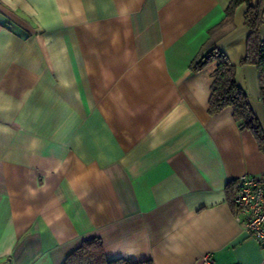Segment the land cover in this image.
<instances>
[{
    "label": "crops",
    "instance_id": "0c3cea01",
    "mask_svg": "<svg viewBox=\"0 0 264 264\" xmlns=\"http://www.w3.org/2000/svg\"><path fill=\"white\" fill-rule=\"evenodd\" d=\"M229 1L0 0V264H62L93 237L108 259L264 264L230 202L264 150L208 112L215 63L192 68L222 52L264 129Z\"/></svg>",
    "mask_w": 264,
    "mask_h": 264
},
{
    "label": "trees",
    "instance_id": "16d2710c",
    "mask_svg": "<svg viewBox=\"0 0 264 264\" xmlns=\"http://www.w3.org/2000/svg\"><path fill=\"white\" fill-rule=\"evenodd\" d=\"M246 4L244 24L249 29L245 55L240 60V65L251 64L256 66L259 75V89L262 103H264V40L260 37L261 27L264 26V0H257L252 5L251 0H230L225 13L232 14L240 4ZM215 63L211 74L210 96L208 99V112L215 114L224 108L232 109L233 119L240 128L249 130L256 139L259 147L264 150V129L250 108L248 95L235 79L236 65L220 51L211 49L193 61L195 71L202 70L210 63ZM234 186L229 183L227 187ZM232 202V199H230ZM62 264H154L151 259L133 261L127 258L108 259L104 252L101 238L93 237L82 241L64 259Z\"/></svg>",
    "mask_w": 264,
    "mask_h": 264
},
{
    "label": "built area",
    "instance_id": "2783aa9c",
    "mask_svg": "<svg viewBox=\"0 0 264 264\" xmlns=\"http://www.w3.org/2000/svg\"><path fill=\"white\" fill-rule=\"evenodd\" d=\"M232 204L234 217L246 234L264 247V174L240 175L235 181ZM202 261L210 264L209 255H204Z\"/></svg>",
    "mask_w": 264,
    "mask_h": 264
}]
</instances>
